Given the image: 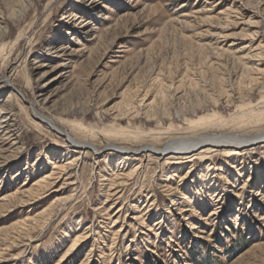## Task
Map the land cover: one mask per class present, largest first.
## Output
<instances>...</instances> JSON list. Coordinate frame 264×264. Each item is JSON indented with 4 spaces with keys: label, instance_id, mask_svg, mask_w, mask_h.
I'll use <instances>...</instances> for the list:
<instances>
[{
    "label": "rangeland",
    "instance_id": "obj_1",
    "mask_svg": "<svg viewBox=\"0 0 264 264\" xmlns=\"http://www.w3.org/2000/svg\"><path fill=\"white\" fill-rule=\"evenodd\" d=\"M0 16V123H13L0 126V264H264L262 141L237 155L124 153L126 166L105 152L116 130L144 134L115 141L139 149L264 115V0H0ZM60 45L69 57L53 53ZM39 66L50 74L39 79ZM172 83V119L117 117L149 85L160 106ZM42 90L45 116L102 152L36 118ZM4 139L17 144L8 160ZM74 157L70 176L37 187Z\"/></svg>",
    "mask_w": 264,
    "mask_h": 264
},
{
    "label": "bare ground",
    "instance_id": "obj_2",
    "mask_svg": "<svg viewBox=\"0 0 264 264\" xmlns=\"http://www.w3.org/2000/svg\"><path fill=\"white\" fill-rule=\"evenodd\" d=\"M0 19L3 20V22L0 23V36L2 37L4 35H6V33L9 32V26L7 24V20L5 19V17L0 16ZM61 46L62 45L56 47L53 53L57 54L58 57L68 56L67 55V49L66 48L62 49ZM66 61H70V59L68 58ZM253 65H255V64H253ZM53 66H55V65H53ZM43 67L44 66H39L37 69L38 70L37 73L40 74L39 79L50 74L49 72L44 71V69H42ZM246 70L250 71V72H254V73H258L261 71L258 68L255 69V67L254 68L253 67H246ZM64 76H63V78H64ZM156 81H157V79H156ZM4 82H6V83L8 82V84H10V88L12 90L19 92V90L16 88V86L14 85V83L12 82V80L10 78H8V77L5 78ZM43 85L45 87L46 84H43ZM153 86L154 85H149L148 86L149 89L147 91L145 90V92H143V93H142V91H139L130 101H128V103L125 105V109H123L124 111L122 110L123 112H120L117 117H126V118L131 117L134 119L135 117H139L140 115H142V116L147 117L148 120L153 119V120H156L157 122H164L163 119L171 118V115H174V114H171L169 111L170 109H167V107H165V108L162 107V103L168 102V101H170V99H175L176 96H174V95H176L177 93L174 94L175 93L174 92L173 94H170V93H172L171 90L173 88H175L174 90L178 91L180 88L178 89V87H174L175 85L173 83L171 84V86H167V87L165 86V88H162L161 94H162L163 100L160 101V106H159L157 96H154L153 100L151 99L152 94L150 91V87H153ZM248 88H249V86H248ZM245 90H247V87ZM43 92H44L43 90L39 91L38 97L30 105L33 109V113L35 114L36 118H38L42 123L46 124L50 129L51 128L55 129L57 134H59V135L64 134V137L67 138L66 142L69 143L72 147H74V148L76 147V150H80V151L90 150V151H94L97 153L102 152L99 149V147L96 144H94L93 142L85 141V140L84 141H78L73 136L71 131H69L65 127L59 125L55 120L51 119L50 117L45 116V113H47L46 107L48 106L49 99H48V97L46 98L45 96H43ZM159 92H160V90H159ZM19 93H21V92H19ZM21 95L23 96V94H21ZM197 96L199 97V95H197ZM182 97H184V96H181L179 99H181ZM198 99H200V97ZM198 99L196 101H198ZM176 101H178V100H176ZM192 103H190L191 106L194 105ZM196 103H195V105H196ZM136 104L139 107H141L143 110H140L138 108V106H136ZM173 104H174V102H173ZM8 105H9L8 103H5L4 107L7 109ZM165 105H166V103H165ZM199 106L201 108V105H199ZM209 106H210V104H209ZM263 106H264V104H263ZM194 109L195 108L193 107V110ZM142 111H143V113H142ZM258 111H259V109H258ZM262 111H264V110L262 109ZM176 112H177L176 114L178 115V117H181V115L186 116V113H188V112L182 113V112H178V111H176ZM251 112L252 111H250V113ZM260 112H261V110H260ZM254 113H256V112H254ZM254 113L252 112V114H249L247 112H245V113L243 112L242 114H237L235 117L232 118L233 124H235L232 127H237L238 130L236 128H234L232 130L231 129L230 130H226V129L224 130L221 127L224 125L221 124L220 128H222V131L217 130L216 127L214 128L215 125H213L211 127L210 126L206 127L207 129L205 128V130L202 133H200L199 131H198L199 133L198 132H183V131L182 132L181 131L172 132L170 134V136L168 137V140L165 143H163L162 146H158L156 144H150V145L142 146L139 149H129V148L119 147L115 141L120 140V138H126V137L131 138V139H137V138L139 139V137L141 138L144 134H139L138 132L137 133H131V132L123 131V130L122 131L116 130L113 133H110V134H112L113 139L110 140V142L108 144L106 143V145H107L106 149H108V150H105V152L106 151L113 152V153L115 152L117 154L118 159L116 162H118V164H117L118 166L119 165L121 166L123 164H124V166L127 165L128 161H127L126 156H129V155L128 154L125 155L124 153H133L132 155H135V156H139L141 153H144L147 155H149L150 153H152V154L154 153V155L158 154L159 156H163V155H165V153L170 152V153H167V155H169V156H184V157L188 158L189 156H194V154L196 152L201 151V149L203 147H209L210 149H216V150H219L220 148H222L223 150H225V152L231 153V155H237L246 149L249 150L250 146L258 144V143H256L258 140L262 141L261 143H264V130L260 131V132H255V133H247L248 130L252 126H255L256 124H258V122L264 121V115L263 114L258 113L259 114L258 115L257 113L256 114H254ZM149 118H151V119H149ZM240 118H243V119L246 118V120H247V118H250V119H248L247 121L246 120L240 121ZM160 119H161V121H160ZM201 121L202 120H200V122ZM194 122H196V121H193L192 125L201 126L198 124L200 122H197V123H194ZM4 124H6V126H7L5 128L6 130H11V128L13 127L12 126L13 123L11 124L7 120H6V122L0 123V126H2ZM1 135L2 134H0V136ZM150 135L153 136L154 133H152ZM160 135H157V136H160ZM162 135H164V134H162ZM110 139H111V136H110ZM3 141L7 142L9 140L4 139ZM7 146H9L8 149H6L5 147L3 148V152H5V153H2L3 157H1V158H3V160H8V158L13 155V154H9V152H10V150L14 151L15 148L17 147V144L15 143V141H12V142L9 141ZM74 158L75 159H73L72 162H70L69 164L66 163V164H63L60 166H56L57 164L55 163L54 164V170L58 169L59 171L56 173L52 171L53 173L50 176L43 178L42 180L38 181L37 187L44 188L47 191L49 188H51L55 185L56 180H59V178H62L63 176H70L69 174L72 173L71 172L72 167L79 165L80 157H74ZM112 162L113 161H111V163ZM138 169H139V167L136 168L135 170H133L132 173H130V175H128V178L130 176H132V174L134 175L138 171ZM67 178H69V177H67ZM75 181H76V179H75ZM30 193H32V192H30Z\"/></svg>",
    "mask_w": 264,
    "mask_h": 264
}]
</instances>
